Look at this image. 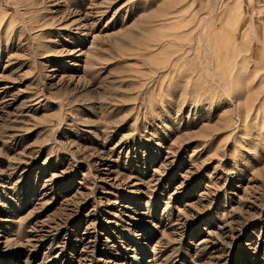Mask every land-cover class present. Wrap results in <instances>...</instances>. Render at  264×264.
I'll list each match as a JSON object with an SVG mask.
<instances>
[{
	"label": "rangeland",
	"instance_id": "1",
	"mask_svg": "<svg viewBox=\"0 0 264 264\" xmlns=\"http://www.w3.org/2000/svg\"><path fill=\"white\" fill-rule=\"evenodd\" d=\"M0 264H264V0H0Z\"/></svg>",
	"mask_w": 264,
	"mask_h": 264
},
{
	"label": "bare ground",
	"instance_id": "2",
	"mask_svg": "<svg viewBox=\"0 0 264 264\" xmlns=\"http://www.w3.org/2000/svg\"><path fill=\"white\" fill-rule=\"evenodd\" d=\"M233 14H234L233 12H229V15L226 16V19H225V22H224L225 24L228 23V22H230L229 20L231 19V17H233Z\"/></svg>",
	"mask_w": 264,
	"mask_h": 264
}]
</instances>
